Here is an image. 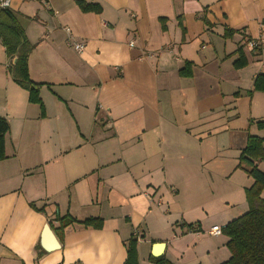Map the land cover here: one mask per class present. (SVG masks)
Returning <instances> with one entry per match:
<instances>
[{
	"label": "crops",
	"instance_id": "crops-1",
	"mask_svg": "<svg viewBox=\"0 0 264 264\" xmlns=\"http://www.w3.org/2000/svg\"><path fill=\"white\" fill-rule=\"evenodd\" d=\"M85 1L100 10L12 0L44 113L0 37V264H124L135 230L140 264L228 260V237L208 231L249 208L237 166L249 135L264 139V0ZM67 213L103 228L59 230Z\"/></svg>",
	"mask_w": 264,
	"mask_h": 264
},
{
	"label": "trees",
	"instance_id": "trees-1",
	"mask_svg": "<svg viewBox=\"0 0 264 264\" xmlns=\"http://www.w3.org/2000/svg\"><path fill=\"white\" fill-rule=\"evenodd\" d=\"M77 4L83 11H99L100 6L96 3H87L85 0H77ZM264 23V19H263ZM180 25L185 32L182 23ZM233 31H227L225 35ZM0 37L5 46L8 56L16 62L9 67L10 74L17 84L28 91L29 101L41 106L44 113L43 101L40 97L42 83L36 82L29 75V57L34 46L28 41L24 28L19 23L12 10H0ZM250 41V38L248 39ZM260 51V44L254 47ZM247 63L245 56L236 61L235 66L241 67ZM190 72V71H189ZM255 89L264 91V74H259L255 81ZM257 126L264 128L263 121H258ZM10 131V123L0 116V160L6 158L5 138ZM264 162V139L249 135L248 142L239 157L237 168L243 169L253 179V184L246 189V199L249 205L248 211L228 222L222 227V233L228 237L226 246L231 256L228 260L219 264H264V170L260 163ZM33 207L39 211L44 208ZM59 230L64 231L67 227L79 224L90 228H103V219L98 217L78 220L71 214L57 215ZM199 228L190 227L189 231H198ZM63 234V233H62ZM139 237L132 235L126 242L127 258L124 264H140L137 244ZM150 259L155 264H172L164 256Z\"/></svg>",
	"mask_w": 264,
	"mask_h": 264
},
{
	"label": "built area",
	"instance_id": "built-area-1",
	"mask_svg": "<svg viewBox=\"0 0 264 264\" xmlns=\"http://www.w3.org/2000/svg\"><path fill=\"white\" fill-rule=\"evenodd\" d=\"M11 8H12V0H0V10H2V9L10 10ZM66 31L69 34V37L71 39V42L74 45V48L78 52L82 51L84 49V42L79 41V40H76L74 38V36H73L70 28L66 27ZM258 44H259V42L256 39H251L248 42V45L251 46V47H253V48L256 47ZM130 45L133 46L134 45L133 42H131ZM145 194L148 196L147 193H145ZM208 233L209 234H213V235H220L222 233V227H220L218 225L212 226L211 229L208 231ZM134 235H136L137 237H139L138 230H135L134 231ZM76 264H83V263L79 262V263H76Z\"/></svg>",
	"mask_w": 264,
	"mask_h": 264
},
{
	"label": "rangeland",
	"instance_id": "rangeland-1",
	"mask_svg": "<svg viewBox=\"0 0 264 264\" xmlns=\"http://www.w3.org/2000/svg\"><path fill=\"white\" fill-rule=\"evenodd\" d=\"M261 169H262V170H264V168H263V167H262Z\"/></svg>",
	"mask_w": 264,
	"mask_h": 264
},
{
	"label": "water",
	"instance_id": "water-1",
	"mask_svg": "<svg viewBox=\"0 0 264 264\" xmlns=\"http://www.w3.org/2000/svg\"><path fill=\"white\" fill-rule=\"evenodd\" d=\"M48 232H49V230H48Z\"/></svg>",
	"mask_w": 264,
	"mask_h": 264
}]
</instances>
